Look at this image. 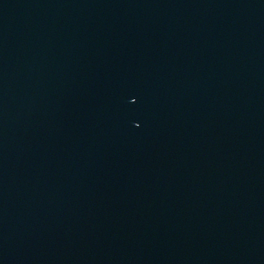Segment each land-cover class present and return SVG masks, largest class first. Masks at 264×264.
Returning a JSON list of instances; mask_svg holds the SVG:
<instances>
[{"label":"water","instance_id":"95a60500","mask_svg":"<svg viewBox=\"0 0 264 264\" xmlns=\"http://www.w3.org/2000/svg\"><path fill=\"white\" fill-rule=\"evenodd\" d=\"M0 264H264V0H0Z\"/></svg>","mask_w":264,"mask_h":264}]
</instances>
